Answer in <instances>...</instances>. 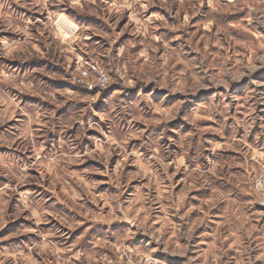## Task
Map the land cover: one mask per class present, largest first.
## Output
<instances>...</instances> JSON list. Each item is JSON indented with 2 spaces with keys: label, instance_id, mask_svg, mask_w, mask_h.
Returning <instances> with one entry per match:
<instances>
[{
  "label": "clouds",
  "instance_id": "1",
  "mask_svg": "<svg viewBox=\"0 0 264 264\" xmlns=\"http://www.w3.org/2000/svg\"><path fill=\"white\" fill-rule=\"evenodd\" d=\"M260 69L264 0H0V264H264Z\"/></svg>",
  "mask_w": 264,
  "mask_h": 264
},
{
  "label": "rangeland",
  "instance_id": "2",
  "mask_svg": "<svg viewBox=\"0 0 264 264\" xmlns=\"http://www.w3.org/2000/svg\"><path fill=\"white\" fill-rule=\"evenodd\" d=\"M36 15H39V13H36ZM233 15H238V14H233ZM87 19L90 22V26L91 27L100 28L103 25V21H100L94 15H88ZM125 23H126V21L122 20L120 22V25H118V29L117 30H120V28H122L125 25ZM127 35H128L127 33H124V35H122L120 37V40H118L117 43L119 44L120 41L124 40ZM95 38L96 39H102V37L99 36L98 34L95 36ZM40 60H43V59L33 58L32 60L24 61V63H26V64L38 63ZM8 62L11 63V64L15 63V62L20 63V61L17 60V59H9ZM72 63L73 62L69 58V60H68L69 66H71ZM33 65H35V64H33ZM258 71L264 72V69H260ZM61 76H62V72L61 71H56L54 73H50L47 76V78H49V80L53 81L55 84L66 85L67 81L62 79ZM60 90L62 92H67L69 95H78L79 94V93L76 92V89L74 87H63V89L61 88ZM34 98L35 99H39V97H34ZM42 102L43 103H47L46 100L42 101ZM6 115H7V109H5L3 107V105H0V121L4 120ZM14 115H15V113H13V116ZM12 122L13 121L11 119L8 121V123H12ZM209 135H213V133H209ZM89 163L90 164H95L96 162L95 161H89ZM77 167H84V165H79ZM39 175H40L41 179L44 178L42 173H39ZM89 175L96 176L100 180L106 179V177H103L100 173H97V172H90ZM38 186L43 187L42 185H38ZM46 190H48L50 192V194L53 195L54 199H58L56 194H55L54 189H46ZM56 210L57 211L65 210V211H68V212H73V214H76V215L79 214V213H76L74 209L67 208L66 204L64 202L60 201V200H58V206H57ZM261 210H264V206H261ZM10 211H11V206H10ZM56 222L59 223V219H56ZM21 223H22V218L17 219L15 221H11L7 225H5L4 227L0 228V244L9 245L12 242H15V241H18L20 239H23L26 235H29L30 233H24L21 230V227H20ZM24 223L26 224L27 222H24ZM76 231H79V230H76ZM180 259H183V258L180 257ZM3 264H6V262H3Z\"/></svg>",
  "mask_w": 264,
  "mask_h": 264
},
{
  "label": "crops",
  "instance_id": "3",
  "mask_svg": "<svg viewBox=\"0 0 264 264\" xmlns=\"http://www.w3.org/2000/svg\"><path fill=\"white\" fill-rule=\"evenodd\" d=\"M35 61V60H34ZM18 62H15V63H12V64H17ZM26 64V63H25ZM30 64H35L36 66H44L45 64H48L49 65V68H51V65H50V62H48V61H46V60H40L38 63H30ZM59 65H57L56 66V68L57 69H59ZM54 72H56V70L55 69H52V70H50L49 71V73H48V75L50 74V73H54ZM47 79H49V78H47ZM63 89V88H62Z\"/></svg>",
  "mask_w": 264,
  "mask_h": 264
}]
</instances>
